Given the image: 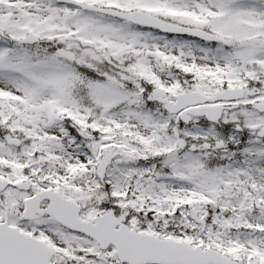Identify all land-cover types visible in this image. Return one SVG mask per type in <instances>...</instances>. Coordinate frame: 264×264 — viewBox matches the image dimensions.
Listing matches in <instances>:
<instances>
[{
  "label": "snow or ice",
  "instance_id": "1",
  "mask_svg": "<svg viewBox=\"0 0 264 264\" xmlns=\"http://www.w3.org/2000/svg\"><path fill=\"white\" fill-rule=\"evenodd\" d=\"M0 264H264V0H0Z\"/></svg>",
  "mask_w": 264,
  "mask_h": 264
}]
</instances>
